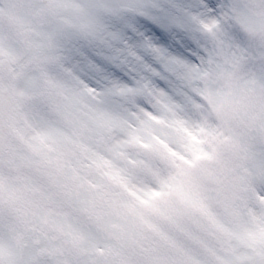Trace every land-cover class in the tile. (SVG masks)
I'll return each mask as SVG.
<instances>
[{
    "label": "rangeland",
    "instance_id": "1",
    "mask_svg": "<svg viewBox=\"0 0 264 264\" xmlns=\"http://www.w3.org/2000/svg\"><path fill=\"white\" fill-rule=\"evenodd\" d=\"M144 3L0 0V58L12 65L0 87L14 99L15 134L0 153V264H154L152 233L141 231L154 226L148 211L171 207L166 198L155 200L157 188L171 177L182 207L200 204L204 177L220 181L241 167L254 179L238 210L239 258L249 264L264 254V0H218L214 17L192 11L203 0H173L203 55L193 53L196 62L182 64L165 89L146 81L91 87L73 54L112 38L115 24L142 14ZM56 144L74 154L56 176L70 177L71 184L66 191L54 186L56 178L49 180L54 187L38 183L35 197L52 213L43 217L36 205L39 214L30 218L24 190L44 168L56 173ZM142 148L154 150L171 171L142 157ZM8 202L22 216L16 226L4 218L13 216ZM206 206L217 217L211 203ZM24 218L33 220L25 224ZM50 233L56 241L47 239ZM40 246L47 253L37 257ZM138 248L142 257L134 254ZM227 252L232 260L233 250ZM162 264L185 261L171 254Z\"/></svg>",
    "mask_w": 264,
    "mask_h": 264
},
{
    "label": "snow or ice",
    "instance_id": "2",
    "mask_svg": "<svg viewBox=\"0 0 264 264\" xmlns=\"http://www.w3.org/2000/svg\"><path fill=\"white\" fill-rule=\"evenodd\" d=\"M217 8L218 0H203L192 11L214 17ZM180 9L173 0H145L142 14L115 24L112 38L105 37L74 53L73 59L90 86L103 91L112 81L129 85L146 81L167 88L164 81H171L182 64L196 62L193 53L203 55L193 34L180 24Z\"/></svg>",
    "mask_w": 264,
    "mask_h": 264
},
{
    "label": "flooded vegetation",
    "instance_id": "3",
    "mask_svg": "<svg viewBox=\"0 0 264 264\" xmlns=\"http://www.w3.org/2000/svg\"><path fill=\"white\" fill-rule=\"evenodd\" d=\"M51 149L55 151L54 157L58 158V162L56 164V173H53L47 170V167L41 171L40 176L36 177L35 175L29 177L28 181V192L31 194H37L40 192L38 190V183L42 184L44 182H48L52 187H58L61 189L68 190V186L71 184L70 177L63 178L62 181L56 177L58 175V168L67 166L69 167L70 159L69 157L74 156L73 153L66 148L64 149L62 145L56 144L52 146ZM74 151V150H73ZM32 153V151L30 152ZM34 166V163L30 164ZM77 163L72 165V168L75 169ZM55 176V177H53ZM52 178L57 179L56 185H52V182L49 181ZM39 182H36L35 180ZM52 190H56L53 188ZM210 203V198L206 201ZM194 216V219H191V224L189 226H183L181 223L177 221L176 218L172 216H168L166 219L173 223V227L170 229L164 227L160 224V221L156 222L155 230L153 231V246L155 249V260L156 264H161L163 261V257L165 258V254L167 257L171 254L179 253L180 255L185 254L189 251V247H187L182 242V239L190 240L192 246L201 247L205 252L206 260H208L211 264H241L239 258V228L238 224L227 225L224 223L213 222L209 219L202 211L200 210H192L191 211ZM26 222L25 224H27ZM231 229L232 231H225ZM175 230V232H174ZM49 241H56V235L48 234L46 235ZM41 243V238H38ZM210 245V246H209ZM233 250L232 260L229 257L228 252L226 250ZM228 261V262H225ZM193 264H198L197 258L191 257L189 259Z\"/></svg>",
    "mask_w": 264,
    "mask_h": 264
},
{
    "label": "water",
    "instance_id": "4",
    "mask_svg": "<svg viewBox=\"0 0 264 264\" xmlns=\"http://www.w3.org/2000/svg\"><path fill=\"white\" fill-rule=\"evenodd\" d=\"M11 71V66L9 65L7 59H0V74H9ZM12 114V100L10 97V93L6 88H0V150L4 148L6 144H8L11 140V129H10V121ZM262 140L264 142V123L261 129ZM142 154L149 159H155V155L148 150H143ZM242 175H231L226 180L224 185L223 192L225 194L231 192V181L237 179V186L235 188L234 194L238 196L241 192L240 184L245 177L249 175L246 170L241 171ZM227 217L232 220L233 213L232 211L226 212ZM38 255H41V251H38ZM252 264H264V256L257 257Z\"/></svg>",
    "mask_w": 264,
    "mask_h": 264
},
{
    "label": "clouds",
    "instance_id": "5",
    "mask_svg": "<svg viewBox=\"0 0 264 264\" xmlns=\"http://www.w3.org/2000/svg\"><path fill=\"white\" fill-rule=\"evenodd\" d=\"M191 171H193V173H194V170H191Z\"/></svg>",
    "mask_w": 264,
    "mask_h": 264
}]
</instances>
